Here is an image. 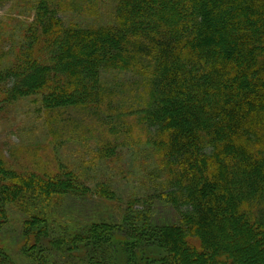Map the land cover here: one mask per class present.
<instances>
[{
	"label": "trees",
	"instance_id": "16d2710c",
	"mask_svg": "<svg viewBox=\"0 0 264 264\" xmlns=\"http://www.w3.org/2000/svg\"><path fill=\"white\" fill-rule=\"evenodd\" d=\"M21 1L35 15L19 34L0 33V114L29 97H40L48 115L67 107L103 114L115 95L106 74L132 72L148 95L133 112L152 130L163 196L181 213L149 237L164 251L157 263L264 264V0H114L108 22L88 24L61 17L72 0ZM58 167L18 170L0 143V228L31 194H87L75 172ZM25 222L33 263L58 264L44 243L79 240L53 239L41 215ZM107 227L90 230L99 246L110 240ZM149 254L137 253L139 264ZM81 259L112 264L113 253ZM0 264H17L4 247Z\"/></svg>",
	"mask_w": 264,
	"mask_h": 264
},
{
	"label": "rangeland",
	"instance_id": "374dc122",
	"mask_svg": "<svg viewBox=\"0 0 264 264\" xmlns=\"http://www.w3.org/2000/svg\"><path fill=\"white\" fill-rule=\"evenodd\" d=\"M113 1L72 0L73 7L60 15L66 23L70 19L106 23ZM34 15L31 3L0 0V33L5 29L10 34L15 28L13 36L19 34ZM106 78L115 95L99 111L103 114L67 107L48 115L40 97L23 99L6 115L0 114V143L15 168L55 173L61 163L90 189L85 195L73 191L53 198L38 195L35 199V193L23 206L9 208V217L0 228V247L17 264H36L25 245V221L31 215H41L53 239L79 236L76 244L63 242L57 249L44 243V253H50L51 262L58 264H85L82 253L101 252L113 253L112 264H139L137 253H150L148 264H158L164 251L149 237L181 220V213L163 196L168 190L165 165L148 142L152 130L149 134L133 112L143 108L147 88L128 71H112ZM102 185L108 186L114 198L100 193ZM103 224L109 230L103 238L110 240L99 246L97 237H89L90 230Z\"/></svg>",
	"mask_w": 264,
	"mask_h": 264
}]
</instances>
